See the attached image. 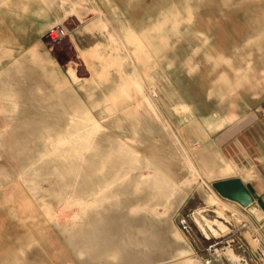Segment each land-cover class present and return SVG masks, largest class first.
<instances>
[{
  "label": "rangeland",
  "instance_id": "1",
  "mask_svg": "<svg viewBox=\"0 0 264 264\" xmlns=\"http://www.w3.org/2000/svg\"><path fill=\"white\" fill-rule=\"evenodd\" d=\"M233 175L264 184V0H0V264H264L202 233Z\"/></svg>",
  "mask_w": 264,
  "mask_h": 264
},
{
  "label": "crops",
  "instance_id": "2",
  "mask_svg": "<svg viewBox=\"0 0 264 264\" xmlns=\"http://www.w3.org/2000/svg\"><path fill=\"white\" fill-rule=\"evenodd\" d=\"M52 15L53 14H49V16H48V14H46V16H43L41 14H36V16H33L30 18L32 22L37 24L36 26H35V24H33L31 26L36 27L38 29H41V32H40L41 37H43L44 34L46 33L45 32L46 30L45 31H43V30L58 20V15H55V14H54L55 16L54 15L52 16ZM85 33L88 34L89 36L93 35V34H90V32H88V31H86ZM82 39H83L82 37L76 39L77 44H80V46L82 45L81 44ZM232 177H239L243 180L246 187L249 189V191L254 196V203L252 205L244 208V207L239 206L236 202L231 201V200H229L230 203L225 202L226 205H229V206H227V209L228 208L231 209V210L228 209V211L231 212V215L229 216V218L228 217L226 218L224 215H220L218 212H216L217 214L215 215V216H217V218H214V216L211 218H208V217H206L209 215V213H207V210L205 208H204V210L201 209L200 215H201V218L205 221L204 224L206 223V220H209V221H211L212 225L217 230V232L215 233L212 229H210L207 226V224H205L207 229L206 230L202 229V233L207 238H210V239L217 238L218 236H220V234H222V231H223V229L220 228L221 226L219 223H221V224H223V226L224 225L226 226V229H227L228 233H230L231 236L233 235L235 237L236 236L240 237V235H242L246 239H248L246 236V233H249L252 236L253 240L255 241V245H253L252 248L248 251H246L245 249L243 250L244 252H246L247 256H249L251 258V254H255L257 251L262 252L264 254V184L258 183V184H256V186H252L241 175H233V176L225 177V178H232ZM225 178H221V179H225ZM221 179H218V180H221ZM249 181H251V180H249ZM260 181H262V180H260ZM216 195L221 199L223 198L219 194H216ZM254 209H257L259 214H257L254 211ZM203 212L206 214H201ZM253 214L254 215L257 214L258 217L254 218ZM241 224L243 225V228H241ZM256 228H257V230H256ZM232 241H233L232 239L231 240L229 239L228 243L230 244V242H232ZM248 241H249V239H248ZM208 244H210V243H208ZM230 246H231V244H230ZM234 248L232 247L230 249V254L235 258L237 256L236 253L237 252L239 253L240 250H238L236 252Z\"/></svg>",
  "mask_w": 264,
  "mask_h": 264
},
{
  "label": "water",
  "instance_id": "3",
  "mask_svg": "<svg viewBox=\"0 0 264 264\" xmlns=\"http://www.w3.org/2000/svg\"><path fill=\"white\" fill-rule=\"evenodd\" d=\"M212 184L222 197L236 202L241 207L245 208L254 203V196L239 177L217 180Z\"/></svg>",
  "mask_w": 264,
  "mask_h": 264
},
{
  "label": "built area",
  "instance_id": "4",
  "mask_svg": "<svg viewBox=\"0 0 264 264\" xmlns=\"http://www.w3.org/2000/svg\"><path fill=\"white\" fill-rule=\"evenodd\" d=\"M67 32V28L63 24L56 23L46 31L45 36L52 41H57L63 39L67 35ZM184 229L187 232L193 231L192 228L187 224H184Z\"/></svg>",
  "mask_w": 264,
  "mask_h": 264
},
{
  "label": "bare ground",
  "instance_id": "5",
  "mask_svg": "<svg viewBox=\"0 0 264 264\" xmlns=\"http://www.w3.org/2000/svg\"><path fill=\"white\" fill-rule=\"evenodd\" d=\"M254 211H255L257 214H259L257 209H254Z\"/></svg>",
  "mask_w": 264,
  "mask_h": 264
}]
</instances>
